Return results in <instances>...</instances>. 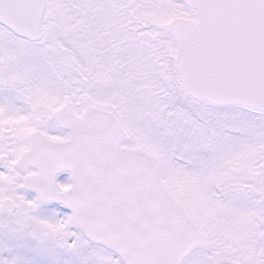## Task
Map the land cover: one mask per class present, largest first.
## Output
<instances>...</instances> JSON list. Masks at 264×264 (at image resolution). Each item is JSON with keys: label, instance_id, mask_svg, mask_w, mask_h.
Listing matches in <instances>:
<instances>
[{"label": "snow or ice", "instance_id": "1", "mask_svg": "<svg viewBox=\"0 0 264 264\" xmlns=\"http://www.w3.org/2000/svg\"><path fill=\"white\" fill-rule=\"evenodd\" d=\"M0 264H264V0H0Z\"/></svg>", "mask_w": 264, "mask_h": 264}]
</instances>
